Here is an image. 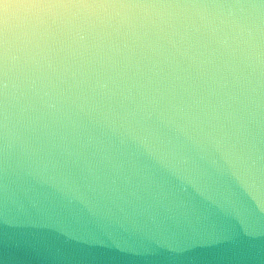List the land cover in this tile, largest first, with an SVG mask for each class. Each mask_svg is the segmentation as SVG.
<instances>
[{"label":"clouds","instance_id":"9594fccd","mask_svg":"<svg viewBox=\"0 0 264 264\" xmlns=\"http://www.w3.org/2000/svg\"><path fill=\"white\" fill-rule=\"evenodd\" d=\"M262 7L237 3L225 8L203 0H0V115L6 147L26 143L37 112L84 111L98 99L134 104L123 116L126 131H132L133 121L150 118L147 105L162 95V86L189 81L185 61L198 75L230 89L241 82L237 54L244 47L243 62L253 67L256 27L247 10ZM256 14L264 19V13ZM259 63L264 80V60ZM224 94L235 99L229 91ZM143 131L155 135L146 127ZM175 131L187 134L183 125ZM157 142L165 155H178L179 144ZM215 144L236 155L227 131L221 129Z\"/></svg>","mask_w":264,"mask_h":264}]
</instances>
